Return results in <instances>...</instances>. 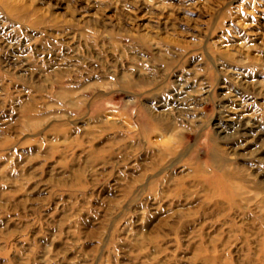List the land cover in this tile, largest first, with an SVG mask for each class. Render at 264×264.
<instances>
[{"label":"rangeland","instance_id":"rangeland-1","mask_svg":"<svg viewBox=\"0 0 264 264\" xmlns=\"http://www.w3.org/2000/svg\"><path fill=\"white\" fill-rule=\"evenodd\" d=\"M0 264H264V0H0Z\"/></svg>","mask_w":264,"mask_h":264}]
</instances>
